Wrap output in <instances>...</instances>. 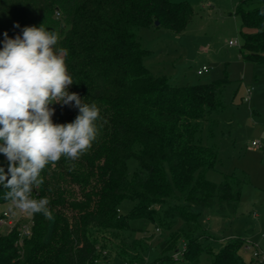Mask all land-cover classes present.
Segmentation results:
<instances>
[{
  "label": "trees",
  "instance_id": "16d2710c",
  "mask_svg": "<svg viewBox=\"0 0 264 264\" xmlns=\"http://www.w3.org/2000/svg\"><path fill=\"white\" fill-rule=\"evenodd\" d=\"M262 13L264 0L236 4L242 56L257 65L264 64ZM192 17L191 4L176 0H0V50L5 32L15 38L44 24L58 33L55 47L66 50L73 80L67 90L100 110L92 146L79 159L62 156L41 172L35 199L49 200L51 218L32 214L29 237L17 228L0 230V264H112L114 252L144 248L133 237L135 219L165 234L163 249L181 238L180 264H199L203 241L216 239L202 226V212L234 217L246 181L217 168L214 138L232 81L172 83L145 65L152 51L138 37L142 28L159 26L179 33ZM54 105L56 124L79 114L71 105ZM210 171L219 173L218 182L207 177ZM7 191L0 185V204L10 202ZM124 201L131 204L126 213L119 208ZM247 243L232 237L218 251L208 250L211 264H242L238 251ZM174 254L160 261L178 260Z\"/></svg>",
  "mask_w": 264,
  "mask_h": 264
},
{
  "label": "rangeland",
  "instance_id": "374dc122",
  "mask_svg": "<svg viewBox=\"0 0 264 264\" xmlns=\"http://www.w3.org/2000/svg\"><path fill=\"white\" fill-rule=\"evenodd\" d=\"M176 1L191 4L192 20L179 33L165 26L142 28L138 33L139 40L152 51L144 63L154 72L166 74L172 83H198L221 77L232 81L224 95L228 106L219 116V128L214 138L218 147L217 168L246 176L234 217L225 219L202 212V226L216 239L203 241L199 264H211V255L207 251H218L232 237L253 243L249 249L245 245L239 249L242 264H264L261 263L264 255V64L245 60L240 45H228L229 40L237 39L239 43L242 40L239 16L235 14L238 0ZM203 65L207 70L197 74ZM247 87L252 88L249 103L243 101ZM49 107L55 109L54 104ZM252 141L260 145L253 146ZM0 163L7 171L8 161L3 153H0ZM128 167L133 171V158L128 160ZM207 177L216 182L220 180L217 171L208 172ZM130 206L124 201L119 208L126 213ZM11 208V202L3 203L0 212ZM12 213L18 216L19 210L13 209ZM131 226L135 228L133 237L141 241L144 248L139 245L123 256L114 252L112 264H180L179 251L184 243L181 238L174 240V247L163 249L161 243L165 234L152 223L135 219ZM0 230L5 228L0 227ZM254 250L259 252L258 257L252 255ZM174 253H178V260L160 261Z\"/></svg>",
  "mask_w": 264,
  "mask_h": 264
},
{
  "label": "clouds",
  "instance_id": "9594fccd",
  "mask_svg": "<svg viewBox=\"0 0 264 264\" xmlns=\"http://www.w3.org/2000/svg\"><path fill=\"white\" fill-rule=\"evenodd\" d=\"M58 38L44 24L28 26L15 38L5 32L0 50V153L8 161L7 172L0 167V185L22 212L47 218L49 200L31 198L44 182L41 172L62 156L79 159L97 138L100 116L95 103L67 90L73 80L66 50L55 47ZM54 103L76 107L79 114L73 122L56 124L55 109L49 107Z\"/></svg>",
  "mask_w": 264,
  "mask_h": 264
},
{
  "label": "built area",
  "instance_id": "2783aa9c",
  "mask_svg": "<svg viewBox=\"0 0 264 264\" xmlns=\"http://www.w3.org/2000/svg\"><path fill=\"white\" fill-rule=\"evenodd\" d=\"M228 45H232V46L233 45H237V46H239L240 43H239V41L237 39H234V40H229L228 41ZM206 70H207V67L205 65H203L200 69L197 70V74H202ZM251 93H252V88L251 87H247L245 89V94L243 96V101L244 102H247V103L250 102ZM251 144L253 146H259L260 145L257 141H252ZM36 190H37V188L33 189L34 199H35L36 193H37ZM10 202L12 204V208L13 209H18L12 200ZM12 208L9 211L0 212V227H3V228H5V230H8V231L17 228L18 231H19V235L20 236L29 237L31 235V228H32V225H33L32 214L30 215V214L22 212L20 209H18L19 210V214H18V216H15L12 213V210H13ZM27 215L29 217L28 219H26ZM16 217H20L21 219L16 220ZM252 246H253V243H250V242H248L245 245V247L247 249L251 248ZM176 255L177 254H174L175 258L177 257ZM252 255L254 257H258L259 256V252L257 250H254L252 252ZM262 259H264V255H262Z\"/></svg>",
  "mask_w": 264,
  "mask_h": 264
},
{
  "label": "water",
  "instance_id": "95a60500",
  "mask_svg": "<svg viewBox=\"0 0 264 264\" xmlns=\"http://www.w3.org/2000/svg\"><path fill=\"white\" fill-rule=\"evenodd\" d=\"M155 24L157 25L158 24V21H155Z\"/></svg>",
  "mask_w": 264,
  "mask_h": 264
},
{
  "label": "crops",
  "instance_id": "0c3cea01",
  "mask_svg": "<svg viewBox=\"0 0 264 264\" xmlns=\"http://www.w3.org/2000/svg\"><path fill=\"white\" fill-rule=\"evenodd\" d=\"M252 264V263H251Z\"/></svg>",
  "mask_w": 264,
  "mask_h": 264
}]
</instances>
